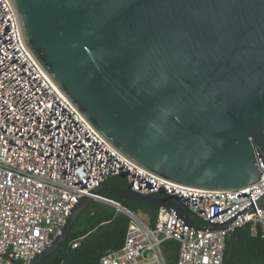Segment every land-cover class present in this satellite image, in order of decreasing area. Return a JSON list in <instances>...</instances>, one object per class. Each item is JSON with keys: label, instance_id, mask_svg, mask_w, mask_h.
<instances>
[{"label": "water", "instance_id": "water-1", "mask_svg": "<svg viewBox=\"0 0 264 264\" xmlns=\"http://www.w3.org/2000/svg\"><path fill=\"white\" fill-rule=\"evenodd\" d=\"M23 49L65 100L128 159L175 184L234 190L264 170V0H7ZM172 209L108 181L90 190ZM79 199L55 241L61 249ZM264 208V194L256 201ZM253 210V206L243 212ZM12 264H18L12 262Z\"/></svg>", "mask_w": 264, "mask_h": 264}, {"label": "built area", "instance_id": "built-area-1", "mask_svg": "<svg viewBox=\"0 0 264 264\" xmlns=\"http://www.w3.org/2000/svg\"><path fill=\"white\" fill-rule=\"evenodd\" d=\"M114 176L140 194L167 195L196 223L233 220L225 229L198 230L159 207L150 225L90 193ZM263 194L264 170L248 186L208 190L167 181L128 159L48 81L23 49L8 1L0 0V264H30L86 195L129 218L122 247L107 251L99 264H167L168 240L177 242V264H222L226 238L236 229L249 225L253 236L264 237V208L256 205Z\"/></svg>", "mask_w": 264, "mask_h": 264}, {"label": "trees", "instance_id": "trees-1", "mask_svg": "<svg viewBox=\"0 0 264 264\" xmlns=\"http://www.w3.org/2000/svg\"><path fill=\"white\" fill-rule=\"evenodd\" d=\"M107 181L122 189L128 187L123 176ZM100 196L113 200L150 225L156 220L159 210L156 206L120 199L108 192H101ZM128 225L125 214L91 201L75 218L63 247L39 264H99L107 251L122 247ZM75 239L79 244L71 248L69 243ZM177 247L173 240L163 243L167 264H177ZM222 264H264V237L253 236L249 225L236 229L226 238Z\"/></svg>", "mask_w": 264, "mask_h": 264}, {"label": "crops", "instance_id": "crops-1", "mask_svg": "<svg viewBox=\"0 0 264 264\" xmlns=\"http://www.w3.org/2000/svg\"><path fill=\"white\" fill-rule=\"evenodd\" d=\"M100 195V194H99ZM91 201H93V200H91Z\"/></svg>", "mask_w": 264, "mask_h": 264}]
</instances>
